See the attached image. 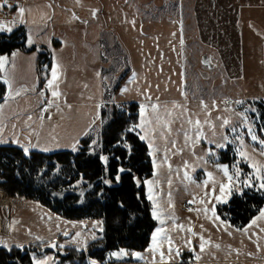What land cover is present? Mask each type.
Masks as SVG:
<instances>
[{"label":"rangeland","instance_id":"374dc122","mask_svg":"<svg viewBox=\"0 0 264 264\" xmlns=\"http://www.w3.org/2000/svg\"><path fill=\"white\" fill-rule=\"evenodd\" d=\"M79 1L68 0L71 10L65 9L66 18L76 16L81 8L91 4L85 0ZM9 2L24 8L26 0H15V2L9 0ZM106 2L107 0L103 2L99 0L93 2L91 6L103 16L107 9ZM193 2L194 0H110L108 10H112V13L115 11L118 15L122 11V17L127 14L130 24H122L120 29L123 18L111 17L107 19V24L103 20L106 24V32L102 33V30L99 39L102 54L99 64L103 77L102 91L101 83L96 81V74L93 71V59L81 57L79 51H73L75 53L72 57L73 65L68 69L71 82H53L56 91L65 89L58 98L52 97V89L47 85V81L51 78L50 70L49 78L43 84L40 83L39 56L36 52L40 54L52 51L57 56L55 53L57 45L51 39L57 32L51 29V22L53 19L57 21L58 14H55L57 6L52 0H30L26 5L29 21L32 18V22L41 21L44 24L42 31H38L35 24L29 26L28 31L26 29V36H31L33 44L37 43L44 47L39 49L33 44L31 47L26 45L25 51H16L36 54L23 56L14 51L9 61L0 68V78L8 79L11 85V92L10 87L7 88L4 101L0 102V138L5 141L19 140L20 144H26L28 140L35 143L38 140L42 147L50 148L47 153L69 149L76 133L87 124L89 119L94 121L97 115L90 128H95L93 137L100 140L97 134L99 129L96 128L99 127L101 109L106 105L105 93L108 87L111 89L114 86L128 64L131 74L120 93L115 96L117 102L148 105V119L155 118L151 114L150 105L159 103L162 120L166 118L165 109L171 111L175 117L176 110L172 106L178 103L195 114L194 120L201 121L200 129L204 139L195 145H185L184 137L177 134L181 129L180 120H175L171 124L172 135L168 137L169 142H177L175 148H172L170 143L166 145L163 140L153 137L156 139L158 151L155 157H151L152 163L154 159L158 162L163 161L165 150L168 151L167 162L158 169L153 164L152 176L148 178L155 181L154 193L158 197L164 225H161L152 214L157 226L151 234L149 245L143 251H135L141 253L144 259L137 261L127 256L118 260L112 256V253L116 252L113 251L108 254L106 262L95 261L96 264H129V262L153 264L154 258L156 261L159 260L160 251L167 252L169 245L164 239L165 236L173 241L174 248H179L181 255L192 251L195 256L196 254L201 256L199 261L194 258L193 262L189 261L185 264H264V217H260L264 207L245 226L234 225L217 213V208L226 204L233 196L244 195L241 194L237 184H230L222 170L224 166H229L228 175L234 177L238 175L241 181L254 173L253 164L264 168V150L257 142L263 141L258 134V128L262 124L264 96L258 90L255 92L244 88V81L230 82L223 76L218 58L214 56L218 55L217 49L212 45L204 48L193 31L196 28L195 22L192 23L189 17ZM0 3H3V0H0ZM160 4L162 7L158 9ZM6 9V12L0 9L1 13H6L9 17H14L15 14L18 18V13L15 11L8 12V9L12 8ZM99 14H92L88 26L100 22ZM132 21H135L134 26ZM149 23H156L152 32L149 31ZM143 24H145L144 29ZM56 36L68 47L82 41L93 45L97 32L91 29L89 34H85L84 30L66 29L63 33L58 32ZM243 36L249 49L247 51L245 47L248 71L251 68L249 63L255 62L254 58L250 60V54L258 57V61H262L264 65V50L262 52L256 50V46L264 44L261 42L263 41L261 31L247 27ZM207 55L212 62L210 65L204 60ZM95 57L96 54L94 59ZM237 67L238 65H235V68ZM125 88L127 91H124ZM41 91L44 92L43 96L39 95ZM17 92H19L18 96ZM141 93H147L151 100H146ZM42 100L50 104L43 113L41 107L47 105H42ZM99 100L102 101L100 111ZM29 115L32 117L31 120L28 119ZM41 115L43 119L40 118ZM222 120H227L229 123L224 125ZM205 121L207 123H204ZM151 127L149 125V131ZM191 127L186 122L183 124L185 130ZM233 128L235 132L232 131ZM252 135L257 137V141L251 139ZM83 137L85 136L80 139ZM224 137H227L228 142ZM216 143H224L225 147L215 148ZM0 145L19 147L15 143ZM209 150L212 151V155L208 154ZM240 152L246 154L247 161L242 160ZM185 162L189 164L191 181L183 180L174 174L176 169H180L182 175ZM169 164L172 173L169 172ZM193 165H195L194 169ZM237 167L240 169L239 173ZM157 171L158 175L155 174ZM209 173L211 175H207ZM170 177L171 186L167 183ZM221 184L228 185L231 191L226 189L225 195L218 200L216 197L220 196ZM143 187L146 197L148 187L147 185ZM252 191L264 193V190H258L256 187L243 188V193ZM169 192L170 200L167 196ZM206 192L212 195L206 196ZM149 202L153 213L152 202ZM0 203H4L0 204V241H6L9 246L42 242L50 243L52 246L55 243L57 249H61L59 245H63V247H74L86 254L88 245L99 238L100 228H103L102 218H99L97 213L82 217L78 212L73 216H62L52 211L45 198L21 186L8 170H0ZM5 219L7 223L10 219L9 230L5 229L3 224ZM253 219H256L257 223L249 226ZM161 227L164 231L160 234L158 250L153 253L150 251L153 246L152 236L156 229ZM188 229H191V232L187 231ZM64 232H67L68 236H65ZM77 232L80 233L79 237L74 235ZM93 236L96 239H93ZM200 237L207 241L203 253L199 251ZM187 241H191V244L187 245ZM216 245H219V248ZM41 259H45L46 264H58L60 260L56 254H48ZM88 261L91 264L94 259L88 257ZM182 263L181 256L170 262V264Z\"/></svg>","mask_w":264,"mask_h":264},{"label":"trees","instance_id":"16d2710c","mask_svg":"<svg viewBox=\"0 0 264 264\" xmlns=\"http://www.w3.org/2000/svg\"><path fill=\"white\" fill-rule=\"evenodd\" d=\"M8 10L14 12L13 9ZM6 11L4 8L3 12ZM26 33V27L19 26L10 36L0 35V55L11 54L16 50L25 51ZM50 56V52L39 54L41 84L49 78L52 63ZM130 74L131 68L128 64L114 86L111 89L108 87L105 93L106 105L101 109L99 127L96 129H99L97 134L106 153L122 155V149H113L112 144L126 122L137 120L139 103H119L115 100ZM5 94L6 86L0 80V102L4 101ZM120 105L123 108L118 107ZM262 111V124L258 128V134L264 141V106ZM95 131L91 133L92 137ZM87 141L88 137L81 139L82 151L79 153L71 150L53 153L31 151L28 157L24 156L19 147L0 145V170L10 171L21 186L45 198L52 211L62 216H73L78 212L82 217L97 213L103 221V231H100L98 239L88 245L86 254L74 247L57 249L50 243L42 242L24 245V250L13 248L11 252L0 248V264H33V254L38 259L48 254H56L60 258L58 264H90L88 257L104 263L108 254L113 251H143L148 247L157 223L152 217L150 202L145 197L143 185L137 187L127 175L120 183L111 187L102 184L100 177L103 175V166L96 155L85 151ZM145 147L143 142H137L131 159H122L120 162L110 159L113 170L119 163L131 167L137 177L150 178L153 163ZM263 207L264 193L252 191L243 196H233L226 204L217 208V213L234 225L245 226ZM194 258L192 251L184 252L181 255L182 264L193 262Z\"/></svg>","mask_w":264,"mask_h":264},{"label":"snow or ice","instance_id":"6c2138e0","mask_svg":"<svg viewBox=\"0 0 264 264\" xmlns=\"http://www.w3.org/2000/svg\"><path fill=\"white\" fill-rule=\"evenodd\" d=\"M4 8H12L16 13H18V18L14 17L12 20H8L5 18L4 21H0V35H11L14 30L19 27L20 24H24V16H25V9L23 7H20L19 5H12L9 0H3V3H0V9ZM95 14V13H94ZM133 26L135 25V21H132ZM25 43L28 47H31L33 44V40L30 35L26 36ZM11 54H6V55H0V68H3L5 63H7L10 59ZM47 67V66H46ZM51 72V77L52 79L47 81V85L51 91L52 97L58 98L59 93L55 90L56 85L53 83L57 79V68L52 67L50 69ZM4 84H9V87H11L9 80L4 79ZM124 91H127V88L124 89ZM16 95H19V92L16 93ZM39 95L43 96L44 92L41 91ZM145 97L146 100H151V97L147 93H141ZM42 105H47L45 107H41V112H46L47 107L50 106L47 101L42 100L41 101ZM202 106L203 105V102ZM151 106V114L155 117L154 119H148V105H138V114H137V120L136 122L132 123H127L125 126L121 129V131L118 134V138L113 142L112 148L113 149H122V155H116L114 152H109L106 153L103 144L101 140H97L94 137H92L91 133L95 131V128H89L87 132L84 133L85 137H88L87 141V151L90 154L96 155L97 158L100 160L102 166H103V175L100 177V182L106 186L111 187L113 184L120 183L122 178L127 175L129 176L133 183L137 187H141L142 185H147L148 191L146 194V198L152 202L153 206V216L154 218L158 219L161 225H164V220L161 218L162 213L159 210V203H158V197L154 193V185L155 181L152 179H143L142 177H137L131 167H125L122 164H119L115 167L113 170V167L110 163V159H115L117 162H120L122 159H131L133 153L136 151L135 145L137 142H143L146 147L145 151L148 152V155L150 157H155L156 153L158 151V148L156 146V139H153V137L161 139L165 142V144L171 145L172 148H175L176 146V141H170L168 140V137L172 135V128L171 124L175 122V120H180L181 121V129L177 133L178 135H181L184 137V142L185 145H195L197 142L203 141L204 137L201 133L200 125L201 121L199 120H194L193 116L195 114H192L189 112V110L181 104H173V109L176 110V115L173 117V114L171 111H167L165 109V119H161L160 116V111H161V105L159 103H153L150 105ZM123 108L122 105L118 106ZM206 107V106H205ZM43 119L44 117L41 115L40 117ZM28 119L31 120L32 117L29 115ZM187 123L191 125V129L185 130L183 128V124ZM94 123V122H93ZM204 123H207L206 121ZM222 123L224 125H227L229 122L227 120H222ZM149 125H151V130L149 131ZM233 132H235V128L232 129ZM250 132V129H249ZM225 141H227V137H224ZM251 139L253 141H257V137L255 135L251 136ZM261 144V147H264V141H257ZM2 143H15L17 146H19L24 154V156L28 157L31 154V151L33 149L39 150L40 152H47L50 151V148L48 146H41L39 141L37 140L35 143L31 140H28L26 144H20L19 140H8L5 141L2 138H0V144ZM58 144V141L56 142ZM215 148H220L223 149L225 147L224 143H216L214 145ZM70 150L73 153H79L82 151V145H81V139H77L74 141L71 146ZM181 152L183 149L180 150ZM209 155H212V151L209 150L208 152ZM195 155V153H193ZM240 155L242 157V160L247 161L248 157L244 152H240ZM168 160V151L165 150L164 153V160L163 161H156L155 159L153 160V164L155 168H159L163 165V163H166ZM169 172L172 173V168L171 165H168ZM192 168H195V165L192 166ZM254 168V173L252 175H249L246 180L241 181L239 179V176H232L228 175L229 171V166H224L223 167V172L225 176H227L228 181L231 183H235L239 186V190L241 194L243 193V188H253L256 187L258 190H264V168L257 167L255 164H253ZM240 169L237 167V173H239ZM158 175V171L155 173ZM177 177L182 178L183 180H192V177L189 175V164L188 162H185L184 165V170L181 175V170L176 169L174 173ZM207 175H211L210 173ZM167 183L169 186L172 184V179L171 177L168 179ZM226 189L228 191H231V188L228 185L221 184L219 188L220 196L216 197V199H220L225 195ZM215 190L213 189V192ZM138 198L140 196V193L137 194ZM206 196H211L212 193H205ZM167 196L169 197V200L171 199V193H167ZM121 206L123 204L121 203ZM190 211L192 209H189ZM215 215V213H213ZM260 217H264V211L260 212ZM257 223L256 219H253L250 222L249 226L255 225ZM173 224H175V220L173 218ZM183 227V226H179ZM101 231H103V228H100ZM164 231L163 227L157 228L155 233L152 236V248L150 251L153 253H156L159 247L158 241L160 240V234ZM187 231L191 232V229H188ZM230 234V233H229ZM65 236H68L67 232H64ZM76 237L80 236V233L77 232L74 234ZM93 239H96L95 236L92 237ZM168 241L169 247L167 248V252L160 251L159 252V260L156 261L155 258L153 260V264H170L171 260L180 257L181 252L179 248H174L173 247V241L171 239H168L167 236L164 237ZM201 244L199 245V251L203 253L205 251V244L207 241L204 240L203 237H200ZM187 245L191 244V241L186 242ZM53 247H57L55 243L52 244ZM59 247H63V245H59ZM217 248H219V245H216ZM0 248H4L5 250L11 252L13 248H18L20 250H24L23 245H12L9 246V244L6 241H0ZM112 256L115 257L116 259H122L127 256H131L135 260H143L144 257L141 253L132 251L129 252L127 250H117L116 252L112 253ZM167 257V259H166ZM33 264H46L45 259H38L34 254L31 257ZM201 259V256L199 254H196L195 260L199 261ZM19 264V262H18ZM91 264H96L95 261H92ZM130 264V262H129Z\"/></svg>","mask_w":264,"mask_h":264},{"label":"crops","instance_id":"0c3cea01","mask_svg":"<svg viewBox=\"0 0 264 264\" xmlns=\"http://www.w3.org/2000/svg\"><path fill=\"white\" fill-rule=\"evenodd\" d=\"M85 1L94 4L93 2L99 0ZM29 2L30 0H26V3L24 4V20L26 19L24 26L28 31L29 26L35 24L38 27V31H42L44 24L41 21L32 22V18H30L29 21V15L28 12H26V5ZM52 3L57 6L55 14H58V19L57 21L55 19L52 20L51 29H55L57 33H63V31H65L66 29L84 30L85 34H89L91 29L93 32H97V37L94 36L95 44L93 45L87 44L86 41H82L74 43L68 47L64 42L59 39L58 36H56L57 33L52 36V42H55V45H57L55 46L57 48L55 50L57 56H55L54 53H52V51L49 49L51 51L50 57H52V67L57 68V79L53 82H71L69 79L68 69L71 65H73L71 64L72 57H74L75 55L73 51H79V55L81 57H84L85 59H93V71H95L96 74V81H100L101 83L102 91L103 77L102 71H100L99 69L100 59L102 56L100 47L101 41L99 40L101 31L103 30L102 33L106 32L105 25L108 23L107 19L111 17H120V19H124L123 21L121 20L120 29L122 28V24H130L128 21L130 18L127 17V14L125 15V17H122V11H120L119 15L115 13V11L113 13L112 10L109 11L108 9L110 7V0H107L106 2L107 9L104 11L103 16L102 13L99 14L100 11H96L95 8H93L90 4L89 6L84 7L83 9L81 8L80 11L77 12L76 16H70L67 18L65 17V9L69 8L71 10L70 6H68V0H52ZM161 7L162 4L158 5V9H160ZM190 9L191 13L189 14V17L192 23L193 21L195 22L196 27L195 29H193V31L197 35L200 45H202L204 48H209L212 45L213 48L217 49V53L219 56H214L218 58V63H220L221 68L223 70V76L225 78L227 77L228 79H226L230 80V82L244 81V88L251 89L255 92H257L258 90L261 95L264 96V65L262 64V61H258V57H254L253 54H250V60L254 58L255 62L251 61V63H249V65H251V68L248 71V64L246 66L245 61V52L249 49L246 47V41L243 36L246 28L251 27L254 31H261V38L263 40L261 42H264V0H194V2L191 4ZM153 10H155V7H153ZM94 13H98L99 19L101 20L100 22H96L94 20L96 23H94V25L91 24L90 26H88V23L90 22V17ZM103 20H105L106 24ZM102 23L104 24L102 25ZM155 25L156 23H149V31L152 32V29ZM144 28L145 24H143V29ZM108 33H110V31H108ZM120 44L122 45L121 42ZM33 46H36L39 49H42L44 47L42 45L40 46L37 43H34ZM256 50L257 52L259 50L262 52L264 50V44L260 45L259 47L256 46ZM16 52H19V54H23V56L31 54L33 55L36 53L39 56V53L36 51H34L36 53L22 51ZM95 54L96 57L94 59ZM204 60L207 61L206 63H208L209 65L212 63L208 55L204 57ZM235 65H238V67L235 68ZM51 79L52 77L49 80ZM0 80L2 82L4 81L3 78H0ZM5 86L6 90L7 88L9 89V84H5ZM63 89H58L57 92L61 94V91L65 90ZM101 103L102 101L99 100V111ZM97 117L94 119V121L97 119ZM94 121L89 119L87 124L82 126L78 133H76L73 142L77 139H80L84 135V133L89 130ZM67 150H70V148ZM9 223L10 219H8V223L6 222V219L3 223L5 225V229L7 230L10 229Z\"/></svg>","mask_w":264,"mask_h":264},{"label":"built area","instance_id":"2783aa9c","mask_svg":"<svg viewBox=\"0 0 264 264\" xmlns=\"http://www.w3.org/2000/svg\"><path fill=\"white\" fill-rule=\"evenodd\" d=\"M13 2H15V0H13ZM13 15L15 17V14H13ZM14 17H9V16L6 15V13H1L0 12V21H4L5 18H7L8 20H12Z\"/></svg>","mask_w":264,"mask_h":264},{"label":"bare ground","instance_id":"6f19581e","mask_svg":"<svg viewBox=\"0 0 264 264\" xmlns=\"http://www.w3.org/2000/svg\"><path fill=\"white\" fill-rule=\"evenodd\" d=\"M0 204H4V203H0Z\"/></svg>","mask_w":264,"mask_h":264}]
</instances>
